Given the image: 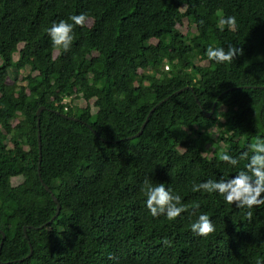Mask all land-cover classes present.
Returning <instances> with one entry per match:
<instances>
[{"label": "trees", "instance_id": "obj_1", "mask_svg": "<svg viewBox=\"0 0 264 264\" xmlns=\"http://www.w3.org/2000/svg\"><path fill=\"white\" fill-rule=\"evenodd\" d=\"M80 13L69 49L53 46L46 29ZM230 44V62L208 59ZM0 73V264L264 261V205L192 190L235 176L247 160L222 155L264 141V0H0ZM145 180L185 210L151 216Z\"/></svg>", "mask_w": 264, "mask_h": 264}, {"label": "clouds", "instance_id": "obj_2", "mask_svg": "<svg viewBox=\"0 0 264 264\" xmlns=\"http://www.w3.org/2000/svg\"><path fill=\"white\" fill-rule=\"evenodd\" d=\"M86 14L70 15L68 21L61 19L59 22H53L46 29L47 35L53 46L68 50L73 41V28L75 25L83 26L85 24ZM236 23L234 16L222 18L221 25H228L232 28ZM241 49L228 45L227 51L224 47L209 46L206 49V55L209 60L217 63L230 62ZM251 151V155H249ZM246 159L247 163L244 169H241L235 176L231 178H221L219 180L208 179L198 184L192 185L193 191H202L207 193H218L222 199L229 205L238 208L252 209L253 206L264 205V141L257 139L255 143H250L247 149L240 153V157L224 153L222 159L230 165L238 164L239 159ZM141 191L144 194V206L151 214L156 217L164 215L169 221L174 220L185 210V206L181 203V196L175 194L171 186L165 185L163 182L156 184L145 180ZM251 216V211L248 212ZM191 231L203 236L214 230V225L206 213H200L190 225ZM256 264H264L260 258H257Z\"/></svg>", "mask_w": 264, "mask_h": 264}, {"label": "water", "instance_id": "obj_3", "mask_svg": "<svg viewBox=\"0 0 264 264\" xmlns=\"http://www.w3.org/2000/svg\"><path fill=\"white\" fill-rule=\"evenodd\" d=\"M42 109H43V106H39L37 108V110H36L37 126H39V116H40V113H41ZM212 110H210L209 112H207L206 115L209 116L211 114ZM145 123H146V121L142 124V127H144ZM139 133H140V131L137 134H139ZM37 139H38L39 161H40V159H41V150H40L41 149V136H40V130L39 129H38V132H37ZM39 170H40V165L38 164L37 172H38V175H39V179H40L42 185L44 186V188L50 192L52 199L56 202V214H58L59 209H60V203H59L58 199L53 195V193L51 192V190H49V187L41 179ZM1 234H2V240L0 241V247H1V245L3 243V240H4V237H5V234H4L3 231H1ZM31 252H32V247L30 246V252H29L28 255H30Z\"/></svg>", "mask_w": 264, "mask_h": 264}, {"label": "rangeland", "instance_id": "obj_4", "mask_svg": "<svg viewBox=\"0 0 264 264\" xmlns=\"http://www.w3.org/2000/svg\"><path fill=\"white\" fill-rule=\"evenodd\" d=\"M178 28L180 29V31H181L182 33H185V32H187V31H194V29H195V28H194V25L188 24L186 20H184L182 24H178ZM202 63H205V62H204V61H201V64H202ZM66 71H67V69H66L65 67H62V68H61V72H62L63 74H65ZM13 76H14V75H13ZM21 76H22V74L19 73L18 76H17V80H18V81H21ZM2 77H3V74L0 73V79H2ZM10 83H11V84H14L13 80L10 81ZM68 99H69L68 97H67V98H64V99H63V102H67ZM69 103H70V105H72V106H73V105H82V104H83V100L80 99V98H78V97H76V96H73V97L70 99Z\"/></svg>", "mask_w": 264, "mask_h": 264}]
</instances>
